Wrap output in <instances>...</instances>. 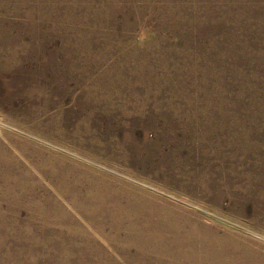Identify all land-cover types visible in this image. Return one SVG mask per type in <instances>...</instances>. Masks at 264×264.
I'll use <instances>...</instances> for the list:
<instances>
[{"label":"rangeland","instance_id":"obj_1","mask_svg":"<svg viewBox=\"0 0 264 264\" xmlns=\"http://www.w3.org/2000/svg\"><path fill=\"white\" fill-rule=\"evenodd\" d=\"M0 165V264H264V0H0Z\"/></svg>","mask_w":264,"mask_h":264},{"label":"bare ground","instance_id":"obj_2","mask_svg":"<svg viewBox=\"0 0 264 264\" xmlns=\"http://www.w3.org/2000/svg\"><path fill=\"white\" fill-rule=\"evenodd\" d=\"M197 2H198V0H197ZM207 2V1H206ZM205 2V3H206ZM200 3V2H199ZM204 5V4H203ZM207 5V4H206ZM198 6V5H197ZM201 6V5H200ZM208 6H210L209 4H208ZM203 7V6H202ZM200 9V8H199ZM198 9V10H199ZM38 12V11H37ZM40 12V11H39ZM44 13V12H43ZM46 14V13H45ZM13 53V52H12ZM12 55V54H11ZM15 55V54H14ZM10 65V64H9ZM9 65H8V67H9ZM14 66V65H13ZM10 68H11V66H10ZM12 70H14V69H12ZM125 138V137H124ZM130 138V137H129ZM128 138V139H129ZM127 139V138H126ZM131 139V138H130ZM124 143H126V142H124ZM131 143V142H130ZM133 143V142H132ZM124 146H125V144H124ZM133 146V145H132ZM137 148V147H136ZM128 151V150H127ZM131 151H132V149H131ZM1 152H3V151H1ZM7 153H8V151H7ZM129 153H131V152H129ZM2 154V153H1ZM3 157V156H2ZM7 157V156H6ZM10 157V156H9ZM12 158V157H11ZM131 158V157H130ZM148 158V157H147ZM151 158V157H150ZM150 158H149V160H150ZM2 159V158H1ZM148 160V161H149ZM12 161V160H11ZM144 161V160H143ZM3 163V162H2ZM151 164V163H150ZM10 165V164H9ZM8 165V166H9ZM1 166V165H0ZM5 166V165H4ZM45 167V166H44ZM5 168V167H4ZM7 169V168H6ZM10 170V169H9ZM41 170V169H40ZM73 171V170H72ZM45 172V171H44ZM59 172V171H58ZM49 173V172H48ZM72 174V173H71ZM24 175V174H23ZM54 175V174H53ZM76 175V174H75ZM65 176V175H64ZM85 179V178H84ZM63 182V181H62ZM79 182V181H78ZM84 182V181H83ZM87 182V181H86ZM92 182V181H91ZM103 183V182H102ZM66 184V183H65ZM101 184V183H100ZM111 184V183H110ZM201 184V183H200ZM72 185V184H71ZM90 185V184H89ZM92 185V184H91ZM90 185V186H91ZM98 186V185H97ZM78 187V186H77ZM201 187H202V185H201ZM204 187V186H203ZM26 188V187H25ZM63 188V187H62ZM206 188H207V186H206ZM203 189H205V188H203ZM209 189V188H208ZM208 189H205V190H208ZM16 190H18V189H16ZM80 190V189H79ZM78 190V191H79ZM95 191V190H94ZM123 191V190H122ZM204 191V190H203ZM77 192V191H76ZM206 193H207V191H206ZM22 194H24V193H22ZM34 194V193H33ZM88 194V193H87ZM115 194V193H114ZM6 195V194H5ZM34 196V195H33ZM93 196V195H92ZM95 196V195H94ZM14 197V196H13ZM79 197V196H78ZM125 197V196H124ZM81 198H83V197H81ZM93 198H95V197H93ZM21 199H22V197H21ZM25 200V199H24ZM83 200V199H82ZM85 201V200H84ZM113 201V200H112ZM93 202V201H92ZM15 203H16V201H15ZM85 203V202H84ZM120 203V202H119ZM124 203V202H123ZM46 204V203H45ZM158 204V203H157ZM56 205V204H55ZM85 206V205H84ZM12 207V206H11ZM19 207V206H18ZM9 208V207H8ZM107 208V207H106ZM140 208V207H139ZM149 208V207H148ZM13 209V208H12ZM104 209V208H103ZM112 209V208H111ZM146 209V208H145ZM17 210V209H16ZM59 210V209H58ZM154 210V209H153ZM18 211V210H17ZM45 211V210H44ZM82 212V211H81ZM105 212V211H104ZM61 213V212H60ZM97 213V212H96ZM117 213V212H116ZM119 214V213H118ZM58 215V214H57ZM144 216V215H143ZM90 217V216H89ZM162 217H163V214H162ZM35 218H36V216H35ZM155 218V217H154ZM38 219V218H37ZM95 219V218H94ZM146 219V218H145ZM141 220V219H140ZM8 221V220H7ZM9 221H10V219H9ZM4 222V221H3ZM5 223V222H4ZM1 224V223H0ZM108 224V223H107ZM151 224V223H150ZM10 225H11V222H10ZM106 225V224H105ZM130 226V225H129ZM4 227V226H3ZM14 227V226H13ZM2 228V227H1ZM161 228V227H160ZM25 229V228H24ZM207 229V228H206ZM205 229V230H206ZM15 230V229H14ZM29 230V229H28ZM39 230V229H38ZM77 230V229H76ZM23 231H25V230H23ZM2 233V232H1ZM16 233V232H15ZM72 233V232H71ZM129 233V232H128ZM127 233V234H128ZM18 234V233H17ZM24 234V233H23ZM76 234V233H75ZM116 234V233H115ZM10 235V234H9ZM15 236H16V234H14ZM32 235H33V233H32ZM2 236V235H1ZM21 236V235H20ZM117 236V235H116ZM77 237V236H76ZM123 237V236H122ZM1 238V237H0ZM34 238V237H33ZM32 238V239H33ZM137 238V237H136ZM209 238V237H208ZM213 238V237H212ZM2 239V238H1ZM4 239V238H3ZM7 239V238H6ZM17 239V238H16ZM18 239H20V238H18ZM8 240H9V238H8ZM57 240V239H56ZM61 240V239H60ZM69 240H71V239H69ZM88 240H89V238H88ZM124 240V239H123ZM209 240V239H208ZM52 241V240H51ZM66 241V240H65ZM136 241V240H135ZM151 241V240H150ZM4 242V241H3ZM54 242V241H53ZM69 242V241H68ZM90 242V241H89ZM5 243V242H4ZM3 243V244H4ZM41 243V242H40ZM74 243V242H73ZM88 243V242H87ZM120 243V242H119ZM7 244V243H6ZM30 244V243H29ZM38 244V243H37ZM61 244V243H60ZM69 244V243H68ZM79 244V243H78ZM197 244V243H196ZM32 245V244H31ZM49 245V244H48ZM54 245V244H53ZM64 245V244H63ZM89 245V244H88ZM135 245V244H134ZM162 245V244H161ZM0 246H2V245H0ZM26 246V245H25ZM24 246V247H25ZM35 246V245H34ZM60 246H62V245H60ZM124 246H125V244H124ZM137 246H138V244H137ZM5 247V246H4ZM27 247V246H26ZM71 247V246H70ZM69 247V248H70ZM79 247V246H78ZM85 247V246H84ZM89 247V246H88ZM146 247V246H145ZM6 248V247H5ZM41 248H43V247H41ZM40 248V249H41ZM57 248H58V246H57ZM67 248V247H66ZM86 248V247H85ZM90 248V247H89ZM124 248V247H123ZM172 248V247H171ZM235 248V247H234ZM33 249V248H32ZM39 249V248H38ZM44 249V248H43ZM52 249H54V247L52 248ZM56 249V248H55ZM62 249V248H61ZM68 249V248H67ZM84 249V248H83ZM95 249H96V247H95ZM217 249V248H216ZM237 249V248H236ZM72 250H73V248H72ZM87 250V249H86ZM220 250V249H219ZM33 251V250H32ZM45 251V250H44ZM50 251V250H49ZM77 251V250H76ZM84 251V250H83ZM97 251V250H96ZM103 251V250H102ZM119 251V250H118ZM202 251V250H201ZM54 252V251H53ZM52 252V253H53ZM66 252V251H65ZM74 252V251H73ZM81 252V251H80ZM101 252V251H100ZM124 252V251H123ZM160 252V251H159ZM33 253V252H32ZM31 253V254H32ZM76 252H74V254H75ZM138 253V252H137ZM46 254V253H45ZM51 254V253H50ZM55 254H58V253H55ZM78 254V253H77ZM87 254H88V252H87ZM94 254V253H93ZM11 255V254H10ZM27 255V254H26ZM53 255V254H52ZM64 255V254H63ZM86 255V254H85ZM95 255V254H94ZM135 255H137V254H135ZM145 255V254H144ZM190 255V254H189ZM229 255V254H228ZM235 255V254H234ZM34 256H35V254H34ZM57 256V255H56ZM59 256V255H58ZM67 256V255H66ZM128 256H130V255H128ZM150 256V255H149ZM93 257V256H92ZM103 257V256H102ZM12 258V257H11ZM44 258V257H43ZM48 258V257H47ZM55 258H57V257H55ZM59 258V257H58ZM57 258V259H58ZM61 258V257H60ZM67 258V257H66ZM89 258V257H88ZM99 258V257H98ZM104 258V257H103ZM135 258V257H134ZM133 258V259H134ZM145 258V257H144ZM209 258V257H208ZM41 259V258H40ZM49 259H51V258H49ZM71 259V258H70ZM94 259V258H93ZM163 259V258H162ZM168 259V258H167ZM190 259V258H189ZM199 259V258H198ZM263 259H264V257H263ZM29 260V259H28ZM37 260V259H36ZM53 260H54V258H53ZM86 260V259H85ZM102 260V259H101ZM112 260V259H111ZM131 260V259H130ZM138 260V259H137ZM136 260V261H137ZM145 260V259H144ZM159 260V259H158ZM193 260V259H192ZM50 261V260H49ZM59 261V260H58ZM57 261V262H58ZM75 261V260H74ZM79 261V260H78ZM92 261V260H91ZM129 261V260H128ZM164 261V260H163ZM36 262V261H35ZM46 262H47V260H46ZM51 262V261H50ZM70 262V261H69ZM77 262V261H76ZM85 262V261H84ZM95 262V261H94ZM115 262V261H114ZM139 262V261H138ZM156 262V261H155ZM203 262V261H202ZM26 263V262H25ZM44 263H45V261H44ZM63 263H65V260H64V262ZM113 263V262H112ZM131 263V262H130ZM149 263V262H148ZM162 263V262H161ZM167 263V262H166ZM175 263V262H174ZM191 263V262H190ZM28 264H30V263H28ZM36 264V263H35ZM49 264V263H48ZM71 264V263H70ZM92 264V263H91Z\"/></svg>","mask_w":264,"mask_h":264}]
</instances>
